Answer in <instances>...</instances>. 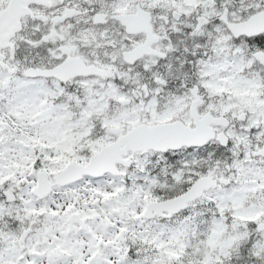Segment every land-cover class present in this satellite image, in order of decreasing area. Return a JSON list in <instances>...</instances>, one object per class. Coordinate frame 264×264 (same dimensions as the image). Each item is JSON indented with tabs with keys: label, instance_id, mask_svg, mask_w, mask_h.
Returning <instances> with one entry per match:
<instances>
[{
	"label": "snow or ice",
	"instance_id": "obj_1",
	"mask_svg": "<svg viewBox=\"0 0 264 264\" xmlns=\"http://www.w3.org/2000/svg\"><path fill=\"white\" fill-rule=\"evenodd\" d=\"M0 264H264V0H0Z\"/></svg>",
	"mask_w": 264,
	"mask_h": 264
}]
</instances>
